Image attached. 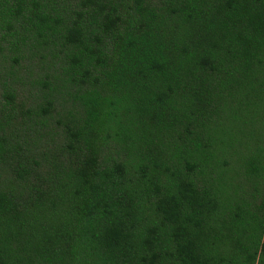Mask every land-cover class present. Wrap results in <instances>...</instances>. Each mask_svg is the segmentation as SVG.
Instances as JSON below:
<instances>
[{
  "label": "trees",
  "instance_id": "1",
  "mask_svg": "<svg viewBox=\"0 0 264 264\" xmlns=\"http://www.w3.org/2000/svg\"><path fill=\"white\" fill-rule=\"evenodd\" d=\"M0 264H264V0H0Z\"/></svg>",
  "mask_w": 264,
  "mask_h": 264
}]
</instances>
